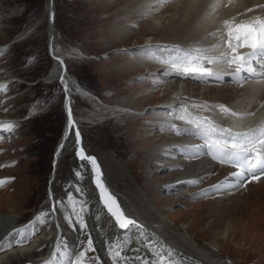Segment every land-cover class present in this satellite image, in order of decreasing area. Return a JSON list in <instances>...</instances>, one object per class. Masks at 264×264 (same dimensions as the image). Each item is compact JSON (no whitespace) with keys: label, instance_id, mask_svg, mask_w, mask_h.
Listing matches in <instances>:
<instances>
[{"label":"rangeland","instance_id":"374dc122","mask_svg":"<svg viewBox=\"0 0 264 264\" xmlns=\"http://www.w3.org/2000/svg\"><path fill=\"white\" fill-rule=\"evenodd\" d=\"M55 4L57 47L76 49L85 56L67 62L73 114L79 120V128L67 140L52 191L61 215L76 236L73 264H109L97 244V232L87 212L84 194L93 173L78 152L80 145L88 156L99 159L106 173L114 167V159L139 185L146 187L159 208L178 226L193 222L194 237L201 244L208 243L214 231L223 230L224 219L228 218L221 213L215 193H201L195 185L169 191L165 187L167 181L183 168L149 180L144 155L153 149L170 155L173 139L187 146L184 141L191 138L188 134L192 126H179L181 122L176 121L175 114L156 107L174 98L176 88L171 90L169 86L183 87V78H188L184 76L193 75L191 69L211 71L212 65L198 61L192 54L188 63L179 62L183 57L178 59L179 49L189 47V36L187 39L186 34L176 33L178 30L173 33L164 28L152 31L153 18L141 15L144 0H55ZM48 16L47 0H0V83L6 90L0 96V122L5 128L0 135V214L8 211L9 202L19 201L24 212L19 225L29 222V228L38 227L32 225L36 219L46 221L53 210L49 178L54 151L67 122L62 85L41 81L53 66L47 46ZM125 28L135 33L123 37ZM189 65L190 71L185 72ZM154 76L165 84H154L150 80ZM83 81L87 89L80 85ZM188 82L193 94L189 91L182 104H200L207 112L213 106L224 110L220 105L234 109L238 93L245 83H250ZM204 87H220L223 93L203 99L198 94ZM154 90L158 92L151 93ZM261 105L257 103L252 114ZM179 152L174 151L177 155ZM177 160L190 165L198 159ZM165 165H151L152 173ZM231 170L217 163V170L204 181L222 182L232 175ZM244 190L250 206L239 212L240 222L230 239L222 241V256L232 264H264V181H250ZM211 225L213 229L207 231ZM96 226L108 241L107 226ZM131 258L128 263L138 264L139 256Z\"/></svg>","mask_w":264,"mask_h":264},{"label":"bare ground","instance_id":"6f19581e","mask_svg":"<svg viewBox=\"0 0 264 264\" xmlns=\"http://www.w3.org/2000/svg\"><path fill=\"white\" fill-rule=\"evenodd\" d=\"M47 3L48 14H50L52 9L50 0H47ZM143 6L145 10L141 11V15L153 18L151 20L152 31L164 28L166 31H173V33L178 30L176 33L186 34L187 39L189 36V47L180 48L181 52L194 54L189 48L195 51L200 48V51H197L200 54L195 53L194 55L202 60L205 56L219 57L225 53L231 54V49L225 43L229 39L228 31L231 30L234 36L242 34V32H236L238 25L249 27L256 24L253 22L257 17L264 19V7H261L264 6V0H144ZM55 12L56 24V9ZM225 21L231 23L226 27ZM54 29V33L48 30V45L50 44L48 49L53 66L41 81L45 83L56 81L62 85L65 92L64 109L67 108V111L69 110L66 103L67 96H70L74 122L70 127L71 134L73 130L78 131L79 120L73 114V90L68 69L65 71L64 64L67 67L68 61L79 59L84 54L76 49H59L56 27ZM134 33L131 28H125L121 32L123 37L131 36ZM232 43L235 44L236 41L233 39ZM214 46L216 47L214 48ZM237 52L241 55H252L253 58V49L251 48L241 47L237 49ZM228 64L226 61L217 60L212 63L211 76L198 75L197 78H183V87L169 86L171 90L176 88V95L172 100L158 105L156 109L175 114L176 121L181 122L179 126H192L189 127L193 129L188 134L191 138H187V141L183 140L187 146L182 145L179 139H173L174 144L170 147V155L163 153L160 149L150 150L144 155V159L148 160L146 163H148L147 177L149 180L159 179L160 175L170 172V170L183 168L181 172L167 181L165 187L169 191L185 185H195L198 186L201 193H215L221 213L226 214V218H228L224 219L223 230L214 231L212 239L208 243L201 244L198 238L194 237L191 229L193 222L178 226L166 211L159 208L157 200L151 198L146 187L139 185L138 181L114 159L111 160L114 167L106 173L103 171L99 159L96 158L97 163L94 164L95 162L87 153L83 152L79 143L78 152L91 166L93 173L88 192L84 194L85 203L88 204L87 212L97 232V244L109 264H132L128 261L133 255L139 256L138 264H232L223 258L221 243L222 241L227 242L235 232L240 222V219L237 218L240 216L239 212L241 211V214L249 208V197L247 191L244 190L245 183L247 180L256 178H253L252 172L246 171L248 165L241 161L238 169L222 182L206 183L204 180L217 170V161L237 165V161L228 158L221 151V148L230 149L232 142L248 143L247 138L238 137L235 135L236 133H249V136L253 138L261 136V130L264 129V69L249 68V62L246 70L235 72L233 68H227ZM241 72H243L242 76ZM246 72L251 73L252 77H247ZM248 78H250L248 80L250 83H245ZM189 80L200 85L221 84L224 80L226 82L232 80L238 85L245 84L241 93H238L240 97L233 105L234 109L224 111L213 106L207 112L200 104V106L196 104L197 107L182 104L184 96L194 90H191L192 86L189 87ZM217 88L205 89L204 87L198 95L203 99L210 95L220 96L223 89ZM257 103H262V105L257 112L252 114ZM65 113L68 124L71 122V115ZM0 125L3 123L0 122ZM70 134L69 136H71ZM198 141L200 143H197ZM64 150L65 145L56 150L55 171L58 169ZM80 150L82 151L80 152ZM179 150H181V154ZM174 151H178L179 154H175ZM255 151L258 155L252 159L258 161L261 156H264V148L257 143ZM178 158L198 160L194 164L184 165L181 160H177ZM159 164L166 165L152 173L151 165ZM257 175L258 179L256 180L264 181V174L257 172ZM240 176H243V179H239ZM55 177L56 173L50 183L52 185L49 192L50 198H52ZM118 183L122 185L121 188ZM108 195L116 202L114 208L118 207L123 217L133 220L134 225H129L126 229L119 227L116 218L108 211L105 203V197ZM54 196L51 200L54 204H52L53 210L50 214L48 213V219L44 222L36 219L32 225L38 224L39 226L32 228L26 227L28 224L23 229L18 227L20 219L24 215L21 203L19 201L9 202L8 211L0 214V264H73L76 236L61 215ZM97 223L107 226L108 241L105 239V235L97 229ZM213 227L209 226L207 231ZM18 239L23 240L14 243ZM114 248L120 251L119 259L115 255L116 251L113 252Z\"/></svg>","mask_w":264,"mask_h":264},{"label":"snow or ice","instance_id":"6c2138e0","mask_svg":"<svg viewBox=\"0 0 264 264\" xmlns=\"http://www.w3.org/2000/svg\"><path fill=\"white\" fill-rule=\"evenodd\" d=\"M264 7V6H261ZM249 11H252V9H249ZM225 26L227 27L231 22L225 21ZM253 23H256L259 25L258 28H251L247 25H238L236 27V32L242 34L233 35V32L231 30L228 31V37L229 39L225 41V43L228 45V47L231 49V54L225 53L222 54L219 57H203L204 60H206L208 63H214L217 60H223L226 61L229 64L235 63L236 65V71L240 72L242 69L246 70V66L249 64L252 55H241L237 52L238 48L241 47H247L253 49L254 53H259L262 58H264V19H260L257 17ZM246 29V30H245ZM259 32V38L258 39H250L256 32ZM235 40L236 43L233 44L232 40ZM216 46H214L215 48ZM200 51V50H197ZM187 57H185V60ZM174 67H179L178 64H174ZM185 72L190 71V69L185 68ZM191 71H197L201 74V76H211L212 73L209 69H191ZM222 109L225 111H230L227 109L224 105H220ZM235 115V113H232ZM9 127H12V125H9ZM230 132L231 130H225ZM238 137H244L247 138L248 143L241 144L238 141L232 142L231 148H221V151L224 152V154L232 159L237 161V166H239V163L242 161L244 164L248 165L246 171L253 173V178L258 179L257 172L259 174H264V156H261L258 161H253V157L257 156L258 153L255 151L256 144L259 143V145L264 148V129L261 130V136L258 138H253L249 136V133H236L235 134ZM239 179H243V176L238 177ZM102 187V186H101ZM111 201V203H109ZM105 203L108 207V211L114 216L118 222V225L121 229H126L129 227V225H134L135 222L133 220L127 219L126 217H123L122 213L120 212L119 208H114L115 200L111 198L110 195L105 197ZM55 207V206H54ZM81 223H83L81 221ZM89 248L92 247V241H88ZM94 250V249H93ZM116 257L119 259L120 257V251L117 250L115 252Z\"/></svg>","mask_w":264,"mask_h":264},{"label":"water","instance_id":"95a60500","mask_svg":"<svg viewBox=\"0 0 264 264\" xmlns=\"http://www.w3.org/2000/svg\"><path fill=\"white\" fill-rule=\"evenodd\" d=\"M50 3H51V6H52V9H51V13L48 16V29L47 30H51L54 33V31H55V29H54L55 28V15H56L55 9L56 8H55L54 0H50ZM49 46H50V44L48 45V47ZM64 69H65V71H67V67H66L65 64H64ZM66 103H67V107L69 108V110L67 111V108H66L65 111L67 113H69V115H71V122L68 123V124L67 123L65 124V128H64V131H63L62 139L58 143L59 149L62 148L64 145H66L67 139H68L69 134H70V127L74 123L73 122V115H72V112H71L70 96H67V102ZM58 147L55 149L54 155H53V157H54V159H53V172H52V176L49 179V192L51 191V185H50L51 180L53 179V177L55 176V173H56V171H55V156H56V150L58 149ZM90 158L95 162L94 164L97 163L95 157L91 156Z\"/></svg>","mask_w":264,"mask_h":264},{"label":"trees","instance_id":"16d2710c","mask_svg":"<svg viewBox=\"0 0 264 264\" xmlns=\"http://www.w3.org/2000/svg\"><path fill=\"white\" fill-rule=\"evenodd\" d=\"M61 33H62V31H61ZM63 34V33H62ZM64 35V34H63ZM64 37L66 38V36L64 35ZM83 83V84H82ZM80 85L83 87V88H85V89H87V85L85 84V82L83 81V82H80ZM84 85V86H83ZM89 90V89H88ZM90 91V90H89Z\"/></svg>","mask_w":264,"mask_h":264}]
</instances>
